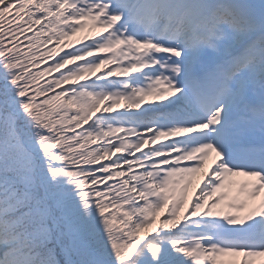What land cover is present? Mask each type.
I'll return each instance as SVG.
<instances>
[{
    "label": "snow or ice",
    "instance_id": "obj_1",
    "mask_svg": "<svg viewBox=\"0 0 264 264\" xmlns=\"http://www.w3.org/2000/svg\"><path fill=\"white\" fill-rule=\"evenodd\" d=\"M0 264H264V0H0Z\"/></svg>",
    "mask_w": 264,
    "mask_h": 264
},
{
    "label": "trees",
    "instance_id": "obj_2",
    "mask_svg": "<svg viewBox=\"0 0 264 264\" xmlns=\"http://www.w3.org/2000/svg\"><path fill=\"white\" fill-rule=\"evenodd\" d=\"M88 41H84V43H87ZM82 45H80V44H77V45H75V47H81ZM72 49H68V48H66L65 49V51H71ZM61 55H63V53H60ZM52 63V61L50 60V61H48V64L50 65ZM45 65H41V67H44ZM56 75H58V73H53V74H51V76H49V77H47L48 79H51L53 76H56Z\"/></svg>",
    "mask_w": 264,
    "mask_h": 264
},
{
    "label": "rangeland",
    "instance_id": "obj_3",
    "mask_svg": "<svg viewBox=\"0 0 264 264\" xmlns=\"http://www.w3.org/2000/svg\"><path fill=\"white\" fill-rule=\"evenodd\" d=\"M97 74L99 75V74H102V73L98 72ZM92 79H95V77H92ZM118 110H122V108L118 109Z\"/></svg>",
    "mask_w": 264,
    "mask_h": 264
}]
</instances>
